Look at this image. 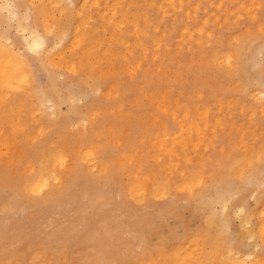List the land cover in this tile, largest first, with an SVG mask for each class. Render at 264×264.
Returning <instances> with one entry per match:
<instances>
[{
	"label": "bare ground",
	"instance_id": "6f19581e",
	"mask_svg": "<svg viewBox=\"0 0 264 264\" xmlns=\"http://www.w3.org/2000/svg\"><path fill=\"white\" fill-rule=\"evenodd\" d=\"M53 1L25 0L21 4L27 5L26 9L32 10L34 16L46 13L54 15L59 20L61 12H64L67 20H75V24L71 25V41L57 55L56 60L59 61L63 57L65 61H68L69 63H65L64 65L65 68L71 67V63H75L80 69H87L89 71L97 69L96 75L114 81L102 92L101 103L97 106V110L88 117L90 125L96 123L97 119H107L106 131L108 135L104 143H88L85 146L84 141L89 139L92 132L90 127L86 133L83 122H81L79 134L75 142L71 146L67 143L61 144L62 133L54 131L53 124L48 129L45 122H41V117L37 118L36 116L38 111H40L38 116L40 114L42 116V109L40 104H38L39 102L35 97V93H31L32 88L29 89L31 91L28 90L30 87L29 81H32L29 65L27 64L23 68H20L18 67L19 61L17 57L5 56L0 53V130L2 129V123H7L6 125H9V127L6 129L9 128L8 130L11 132L7 130L8 135L9 133L12 134L14 126H19L18 131L24 133L21 142L22 147L19 144L16 147L11 142L8 143L12 144V147H16L13 150H16V164L25 163L27 166L28 175L26 178L35 175V180L38 182L42 174L50 175L53 169L55 171L60 170H56L57 166H55V164H59L60 157L52 155L54 145H59L55 148L56 152L63 151L65 153L63 166L71 161L67 165L69 166L68 168L62 167L64 170L61 169V171L57 172L60 175L62 183L66 178L74 176L79 171L83 186L88 185L84 182L89 179L93 183L92 187L96 188L104 183L102 178L108 176L113 168L116 175H118L116 167H119L121 164H129L134 170L133 175H131L133 183L130 186L128 185V187L123 182H120L124 185L127 192V202L124 206L125 211L122 213L126 217L132 213L129 210L130 208L136 209L133 206L135 203L131 197L137 202H146L148 195H151L150 201H147L142 206L148 205L149 207L155 206L156 208L157 203L163 200L156 197L164 195L163 188H172L171 193L177 196L185 195L184 192L179 190L183 186V182L185 180L192 181L196 177L197 172L202 169L203 163L211 159V157L204 158L208 154L205 150L212 151L215 148H220L223 154L221 156L225 158L229 156L231 152L225 154L223 151V149H226V136L233 135V140H240L238 150L242 159L251 157L254 151L258 153L260 147L264 145V139H262L264 138V131L260 130V127H256L259 121L264 120V107L260 106L258 99L261 95H264V89L260 87V83L254 82L247 90V96L245 97L238 83L229 82L233 86L226 87L227 85H220L218 87L216 85L218 88H213V86L209 85L215 84L217 81L214 76L204 75L201 77L203 70L201 62L203 60L207 61L205 63L206 67L208 64L207 50L212 48V54H217L215 47L208 42L210 34L215 35L221 31H231L233 28L230 27V23H233L232 21L234 20H236L234 23L236 24L235 27H241L242 22L245 23L242 32L239 33L240 36H246L252 32V24L256 25L255 30L258 31L260 25L256 22L259 20L261 14L264 13V0H70L67 6L60 5L59 0ZM57 5H60V7L57 8ZM72 5L75 6L74 9L70 7ZM166 5H169L173 10L181 14L179 17H171L169 29L165 23L166 19L164 20L167 16L166 12H168L165 8ZM173 10L172 13L174 12ZM203 12L204 15L202 16L200 13ZM81 13H83V18H81ZM154 13H156V16H154ZM244 14L248 18L243 16ZM156 17L160 18L159 23L161 24L159 27L154 23ZM77 29H79V33H77ZM176 34H178L179 39L177 41L179 43L177 45H179L180 50H183L186 44H191L189 45V50L194 56L197 55V57L202 59V61L200 62L199 58L196 57V69L191 64V71L189 70L190 66L189 68L187 67L189 70L188 77H185L183 70L182 72H180L181 70L178 71V76L175 74L176 78L171 81L169 80L172 79V73L168 76L170 77V79L168 78L169 80H158L149 77L148 69H142L140 58L143 55L146 56L151 48L156 50V52L160 51L163 46L166 49H171L168 39L171 41ZM236 39L237 37L233 36L229 42H234ZM120 47H124L122 53L119 50ZM180 50L175 51V55L169 57L170 61H176L184 54ZM154 54L155 60L160 59L158 61L162 62V65H165L163 64V57H160L155 52ZM228 54L227 50L222 53L225 56ZM39 63L41 66L46 67L43 61L39 60ZM103 63H107L109 67L105 68ZM122 70L130 77L128 83L121 82L122 77L120 72ZM26 77L28 78L27 80L25 79ZM197 80H199V83H196ZM229 83L227 82V84ZM187 88H191L189 93H185ZM176 91L180 95H183V97H190V99H184V104L181 103L178 98L173 97ZM145 97L151 100L153 104L155 103L154 106L157 108V111L153 112L152 117L157 137L150 140L153 147L151 159H154L156 163H163V173L160 171L158 164L156 170H152L149 173V170L153 167H148V160L145 158V154L139 144L137 132L144 131L145 127H143V123L150 116L148 113H143L144 111H139L141 110L140 106H143L142 99ZM173 101L176 103L175 106H173ZM211 101H214V106L217 105V110H215L214 106L208 105V103H212ZM236 103L238 104L235 106L234 104ZM248 104H251L253 108L250 106L246 109ZM24 105H28L26 112H22L21 110ZM240 105L242 107H239ZM225 107L230 110L222 117L220 113ZM193 109L194 112L192 113ZM237 109L242 115H246L249 118V120L241 118L248 123L247 126L244 123L238 124L241 119H239L238 123L236 122ZM158 112L166 114L165 119L158 115ZM21 113L27 115L26 125L22 120ZM226 117L229 118V121L234 120L228 125V128H226L227 123L223 120V118L226 120ZM170 118H172L177 126L175 130H172L168 123ZM122 119H125L126 122L121 123ZM36 122H41L40 127L38 125L39 128L43 129L44 127L47 130L43 132L40 129L43 132H40L41 137L32 140L36 136H32L33 128L30 123ZM149 123L151 124V121ZM218 128H226L227 135L224 132L221 138L218 135L219 133L217 134ZM36 129L38 128L36 127ZM14 130L17 129L14 128ZM247 133L250 137L246 136ZM71 134L72 130L70 128L63 133L65 136H71ZM10 137L13 138L12 136ZM10 137L8 136L6 140L10 139L13 141L14 138L12 140ZM6 143L5 145L7 146ZM7 148L9 149V146ZM106 148L122 149V151H113L107 158L102 159L98 153ZM79 149L82 151L86 150L80 153L85 159L84 152H86L91 168L100 167H98L99 169L97 168L98 173H92L90 170L87 171L85 169L79 157L81 156ZM67 150H71L70 152H73V154L70 155V152L68 153ZM1 151L0 149V153ZM9 151L12 152L11 149ZM1 154H4V151ZM163 154L168 156V159L165 161L162 160ZM17 155L19 156L17 157ZM196 155L201 157L192 161ZM7 158L9 159L6 156L5 160L4 156V163L7 162ZM17 158L19 159L17 160ZM68 159L70 160L68 161ZM41 162H43V166ZM12 163H14L13 160L9 159L7 164L10 166ZM145 168L148 172L144 171ZM94 174L95 178H93ZM17 178L18 176L11 175L5 170L3 163L0 165V188H2L6 181L11 182ZM25 183H27V179H25ZM258 202H260L259 199ZM97 204L101 203L97 202L95 205L97 206ZM261 207L262 209L259 212L263 214L264 205ZM108 211L110 215V210ZM124 217L118 225L123 229V232H127L132 220H127ZM249 219L251 220L250 217ZM209 230L210 225L207 222V218H204L201 228L198 227L196 231L193 230L191 232L190 229L186 230L188 232L187 236L173 247V251L164 253V251H161L162 248H160L155 255L149 253L139 254L137 259L140 262L138 263L214 264L215 261L220 259V256L212 246ZM8 234L10 235V233ZM7 239L5 238L0 241V250L4 249V244L2 243L7 241ZM113 244L114 242L106 240L103 245L97 243L93 247H82V244L79 243L78 247L81 249L82 254L77 261H114V257L110 254ZM257 260L259 264V257Z\"/></svg>",
	"mask_w": 264,
	"mask_h": 264
},
{
	"label": "snow or ice",
	"instance_id": "6c2138e0",
	"mask_svg": "<svg viewBox=\"0 0 264 264\" xmlns=\"http://www.w3.org/2000/svg\"><path fill=\"white\" fill-rule=\"evenodd\" d=\"M26 7L12 0H0V22L3 25L0 53L17 57L20 68L35 60L45 63L46 77L40 84L34 83L33 77L29 86L36 90L42 115L49 118L54 131L62 133L61 144L71 146L75 142L81 122L86 133L90 127L92 132L84 141L85 146L88 143H104L108 135V120L97 119L90 125L88 117L101 103L102 92L114 81L96 75L97 69H80L75 63L65 68V63L69 62L63 57L57 61L56 57L71 41V25L75 24V20H67L64 12H61L59 20L46 13L34 16L31 11H25ZM70 7L75 8L74 5ZM80 15L83 18V13ZM256 23L260 25L259 30L256 31V25L252 24L253 31L246 36L239 35L244 22L241 27L229 32L210 34L208 42L215 47L217 54H212V48L207 50L208 64L201 77L208 75L218 81L238 83L245 97L254 82L264 85V13ZM233 36L237 39L229 42ZM226 50L229 54L222 55ZM258 99L260 106L264 107V95ZM70 126L71 136L63 135ZM58 146H53L52 155L60 157L59 166L63 167L65 153L56 152ZM113 151L122 149L106 148L98 154L103 159ZM41 164L43 166V162ZM115 175L113 168L108 176L102 178L107 191L101 196L110 210L109 218L95 216L94 205L90 207L84 202L89 198L84 196L79 171L62 183L59 173L53 169L50 175L42 174L38 182L35 175L5 182L0 188V197H3L0 223L8 232L21 218V213L24 218L44 217L59 209L61 219L55 222L64 225L65 230L55 234L45 233L48 239L37 238L36 244L47 247L51 241L73 240L84 242L82 247H93L97 243L103 245L110 238L111 229L122 221L127 202L124 185L117 183ZM179 190L185 195L177 196L168 188H163L165 195L162 198L177 212L197 210L202 212V220L207 218L212 246L220 256L214 264H258V257L259 264H264V214L259 220L249 219L253 215L250 199L251 202L259 199L264 205V145L247 159L240 158L236 151L227 158L213 154L209 161L203 163L196 177L192 181L185 180ZM21 264L28 262L24 260ZM53 264L56 262L53 261ZM71 264L122 262L82 260Z\"/></svg>",
	"mask_w": 264,
	"mask_h": 264
},
{
	"label": "rangeland",
	"instance_id": "374dc122",
	"mask_svg": "<svg viewBox=\"0 0 264 264\" xmlns=\"http://www.w3.org/2000/svg\"><path fill=\"white\" fill-rule=\"evenodd\" d=\"M24 1L25 0H12V2L20 3V4H21V2H24ZM52 1L53 0H51V2ZM59 1L61 3L60 5L67 6V3L69 4L70 0H59ZM5 2H8V0H5ZM165 8L167 9L168 12H166L167 16H166V18H164V20L166 19L165 23L169 29L170 28L169 20L171 19V17H179L181 14L179 12H177L176 10H173V8L170 7L169 5H166ZM172 10L174 11L173 13H172ZM25 11H31V13H32V10H30V9L25 8ZM256 11H258V10H256ZM175 12L178 14H176ZM239 12H241V11H239ZM200 14L203 16L204 12L200 13ZM3 15H6V14H3ZM154 16H156V13H154ZM243 16L247 17L246 14H244ZM159 22H160V18L156 17V19L154 20V23L156 25H158V27L161 24ZM232 22L233 23H230V25H231L230 27L236 28L235 27L236 24H234L236 22V20H234ZM142 26L145 27L144 24H142ZM0 35H3L2 22H0ZM157 36H160V35H157ZM173 37H174V39H172L171 41H170V39H168L171 49H166L163 46L160 51L156 52V50L151 48L149 50L150 52H148L146 54V56L150 55L149 57L147 56V58H146V56L143 55L140 58L142 69L143 70L148 69L149 77H152L154 79L156 78L158 80H169L170 77H168V76H170V74L172 73L171 74L172 79L169 80V81H171V80H174L176 78V76H178V71H180V70H181L180 72H182V70H183L185 77H188L189 76L188 72L192 67L191 65H193V68L195 67L194 69H196L197 61H195V59H197L199 57H197V55L194 56L193 53L189 50V45H191V44H186L185 48L183 50H180L179 45H177V43H179L177 41L179 39L178 34L174 35ZM119 50L122 53L124 50V47H120ZM178 50H180V52H184V54L182 56H180L176 61H170L169 57L175 55V53H176L175 51H178ZM154 52L157 53V55H160V57H163V59H164L163 64H165V65H162V62L158 61L160 59H158L157 61L155 60ZM169 54H171V55H169ZM199 60H200V62L202 61V59H200V58H199ZM166 62H168V63H166ZM205 63H207V61H205V60H203L201 62V66L203 69L206 68ZM28 65H29L31 73H32V78L35 77L34 83L40 84L43 81V79L46 77V67L41 66L39 63V60H35V61H33V63L31 62ZM103 66L105 68L109 67L107 63H103ZM180 66H181V68H180ZM189 66H190V68H189ZM175 67H176V69H175ZM187 67L189 68V70ZM172 70H174V71H172ZM141 72H140V74H141ZM175 74H176V76H175ZM120 75L122 77V81H121L122 83H128L129 82L130 77L127 75V73L124 70H122L120 72ZM161 75H164L165 77L161 76ZM215 80H217V79H215ZM256 83H259V82L257 81ZM216 85L218 87L220 85H224V86L227 85L226 87L233 86L232 83L227 84V82H222V81H218V80L215 82V84H210L209 86H213V88H218ZM260 87H262V89H264V85L262 86L260 84ZM30 88H32V87H29L28 90ZM190 89L187 88L185 93H189ZM31 90H29V91H31V93H33V92L35 93V97H36L37 101L39 102V100H38L39 98L36 95V90L34 88H32ZM185 93H183V94H185ZM173 97L178 98L181 103L185 102V101H183L184 99H190V97H188V98L183 97V95H180L178 93V91H176L174 93ZM141 98H143V97H141ZM142 100H143V106L142 105L140 106L141 110H139V111H142V112L144 111L143 113H148V114H150V116L148 117L147 121L145 123H143V127H145L144 131L143 132H137L138 138H139V144H140V146H141V148L145 154V158L148 160V162H147L148 167L149 166H150V168L153 167L150 170L148 169L149 173H151L152 170L153 171L156 170V168L158 166L160 167L159 168L160 171L163 173L164 172L162 169L163 163L162 162L156 163L154 159H151L152 158L151 152H153V149H152L153 147H152L150 140H152V138L156 139V137H157L156 129L153 126L154 123L152 122V120H153L152 117H153V112L155 113L157 111V108H155V106H154L155 103L153 104L151 102V100H149L148 98L145 97ZM211 102L212 103H208V105L213 107L214 101H211ZM238 103H236L234 105L236 106ZM38 104H40V103H38ZM175 104L176 103H174V101H173V106H175ZM27 106L28 105L22 106L23 107L21 109L22 112L23 111L26 112ZM250 106L253 108V106L251 104H248L246 106V109ZM239 107H242V106L240 105ZM214 108H215V110H217V105L214 106ZM152 109H154V110H152ZM229 110L227 107H225L223 109V111L220 113L221 116L224 117L225 113L229 112ZM236 111L238 112L237 116H236V122L237 123H238L239 119H241V118H245L246 120H249V118L246 115H242L238 109ZM39 112L40 111H38L36 113L37 118L41 117V122H45V125L48 127V129H50L53 125L51 127H49L51 125V123L49 122V118L45 117L43 115L41 116V114H40V116H38ZM193 112H194V109H193L192 113ZM41 113H42V111H41ZM158 115H160L163 119H165V117L167 116L166 114H164L162 112H158ZM21 117H22L24 124L26 125L27 115L24 113H21ZM42 119H45V120H42ZM223 120L227 123L226 128H228V125H230L234 121V120L229 121V118H227V117H226V120L224 118H223ZM150 121H151V124L149 123ZM41 122L30 123L31 127L33 128V135L32 136L33 137L36 136V138H33L32 140H34V139L36 140L37 138L41 137V133H43L45 130L44 127H43V129L39 128L41 125ZM125 122H126L125 119L121 120V123H125ZM168 123L171 126L172 130L176 129L177 126L175 125L172 118L169 119ZM241 123H244L245 126L248 125V123L244 119H241L238 124L240 125ZM6 124L2 123V129L3 130L2 129L0 130V132H1L0 135L2 136V137L0 136V141H2V142H0V149L2 151H4V154H1L2 151L0 153V165L3 163V165L5 166V170L8 171L9 174L15 175L18 177L24 176V178H26V176L28 175L27 166L25 165V163H23V164L20 163L19 165L16 164V162H15L16 150L13 151L16 147H18V144L20 147H22L21 142H22V139L24 137V133H21L20 131H18L19 126H17V127L14 126L12 129L13 132H12V134H10L11 132L8 130L9 128L6 129L7 127H9V125H6ZM38 125H39V127H38ZM36 127L38 129H36ZM256 127L257 128L260 127V130L264 131V120L259 121V124L256 125ZM14 128L17 130H14ZM226 128L225 129H221V128L217 129V134L219 133L218 135L221 138L223 137L224 132L227 135V129ZM40 129L43 132L40 131ZM70 129H71V127H70ZM7 130L10 132L9 135H8ZM36 130H38V131H36ZM36 132H37V134H36ZM20 135H21V138H20ZM8 136L9 137L12 136L14 138V140H13V138L10 137L13 141H11L10 139H9L10 141L9 140L7 141L6 139H8ZM18 136H19V138H18ZM246 136L250 137V135L248 133ZM15 138H16V140H15ZM140 139H141V142H140ZM142 139H143V141H142ZM6 141H7V143H6ZM14 141H16V142H14ZM8 142H11L16 147L13 146L14 147L13 148L11 146L12 144H9ZM5 143L7 144V146L5 145ZM239 143H240L239 139L233 140V135L226 136V143H225L226 149H223L224 153L229 154L230 152H233V151L239 152V150H238ZM8 146H9V149L12 150V152L9 151V149L7 148ZM67 151L69 153L71 150H67ZM81 151L82 150L79 149L80 155H81V153H80ZM83 151H86V150H83ZM76 152H77V150H76ZM205 152H208V154L204 158L211 157L213 154L223 155L221 153L222 149H220V148H215L212 151L211 150H209V151L205 150ZM84 153H85V155H84ZM84 153H82V154L84 155V157L86 156L85 159L83 158L82 155L79 156V154L78 153L77 154L80 157V159L82 160V163L85 166V169L87 171L90 170L92 173H98L97 171L100 167L98 166L99 168L98 167L91 168L89 166V160L87 159L88 157L86 155V152H84ZM7 154H9V155H7ZM71 154H73V152H70V155ZM192 155H193V153H192ZM4 156H5V160H6V156H7V157H9V159L11 161L13 160V162L17 166L14 163L10 164V166H9L7 164L9 161L8 158H7V162L4 163L5 162V161H3ZM18 156L19 155H17V157ZM200 157L201 156L196 155V156H194L192 161L197 160ZM67 158H69V157L67 156ZM18 159L19 158H17V160ZM70 159H68V161ZM167 159H168V156L163 154L162 160L165 161ZM69 162H71V161H69ZM69 162H68V164H66L63 167L68 168L69 166H67V165L70 164ZM157 164H158V166H157ZM118 165H119V163H118ZM55 166H57L56 170L60 169L57 172L61 171L62 167H59V164H55ZM100 166H102V165L100 164ZM117 167H116V171H118V175H116V177H114V179L117 181V183L123 182L126 186H128V185L130 186V184L133 183L132 182L133 178L131 177V175H133V172H134L133 167H131L129 164H121L118 168ZM22 168H23V170H22ZM129 169H130V171H129ZM62 170H64V169H62ZM145 170L147 171L146 168L144 169V171ZM147 174H145V175H147ZM95 177L96 176L94 174L93 178H95ZM96 179L98 180V178H96ZM84 183L88 184L84 187V191H85L84 196L89 198V199L85 200L84 202L87 203L90 207H92L94 205L93 211H94L95 216H104L105 218H109L110 215L108 213L109 212L108 206L105 203L103 197L101 196L102 192L107 191V185L102 183L98 187L94 188V187H92L93 186L92 181L89 179H87ZM169 190L172 191V188ZM164 195L159 196V197L156 196V197L159 199H163L162 197ZM150 196L151 195H148V200H147L148 202L150 201V199H149ZM131 199L134 200L133 202L136 205L134 204L133 206L136 207V209L130 208L129 210L132 213H130L129 216L124 217L122 214V216L124 218H127V220H129V219H130V221L132 220L131 224H130L131 225L130 228L127 229V232H123V229L120 228L119 225H116L115 227H113L111 229V235L110 236H112V237L107 239L110 242H114L112 251L110 253L112 255V257H114V261H117V260L121 261L122 264H140V263H138V262H140V260L137 259L139 254L149 253V254L155 255L160 248H162L161 251H164V253L171 252L174 249L173 247L175 245H177L181 240H184V238L187 236V233H188V232H186L187 229H190V232H191L193 230L196 231L198 227L201 228V226H202L204 219L203 220L201 219L202 212H200V211H197V210L183 211V210H181V211L177 212L172 208V206L165 203L164 199L161 202L157 203L156 208H155V206H151L153 208L149 207L148 205L142 206L147 201L146 202H137L134 198L131 197ZM2 201H3V197H0V203H2ZM97 202L101 203V204H97V206H96L95 204ZM249 202L251 203V208L253 209V215H251L250 218L255 219V220H259L261 218V214H262V212L261 213L259 212L260 209H262L261 202H258V199L255 202H251V199H250ZM138 205H140V206H138ZM165 205L167 206V208ZM147 207H148V209H147ZM160 208H163V209H160ZM117 211H119V210H117ZM123 211H125V209H123ZM259 213H260V215H258ZM263 214H264V211H263ZM59 219H61L59 209L54 211L51 215H46L44 217L34 216V217L24 218L23 213H21V218L17 221L16 225L12 229H10L7 233L4 231L2 223H0V232H1L0 241L5 239V238H8L7 241L2 243V244H4V249L0 250V264H4V263L5 264H11V263L12 264H21V262L24 260H27L28 264H53V261H55L56 264H71V262L77 261L82 254L81 249L78 247L79 243L83 244L82 241H79V242L73 241V240H65L62 242L61 241H51L50 242L51 245L49 244V246H47V247L44 244L42 245V244H36L35 243V240L37 238H40V237H43L44 239H48V237L45 236V233L55 234L58 231H64L65 230L64 225H62V224L58 225L55 222L56 220H59ZM144 219H145V221H144ZM136 222H138V223H136ZM147 223H149V224H147ZM11 230H12V232H11ZM14 230H15V232H14ZM8 233H10V235ZM16 236H18V237H16ZM14 239H16V240H14ZM0 245H1V243H0ZM44 246H45V249H44ZM51 247H53V248H51ZM40 253H41V255H40ZM40 261H42V262H40Z\"/></svg>",
	"mask_w": 264,
	"mask_h": 264
}]
</instances>
